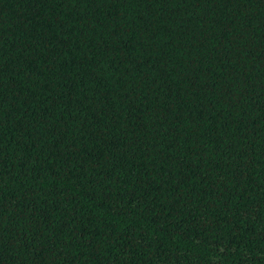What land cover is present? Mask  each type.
<instances>
[{
  "label": "trees",
  "instance_id": "obj_1",
  "mask_svg": "<svg viewBox=\"0 0 264 264\" xmlns=\"http://www.w3.org/2000/svg\"><path fill=\"white\" fill-rule=\"evenodd\" d=\"M0 264H264V0H0Z\"/></svg>",
  "mask_w": 264,
  "mask_h": 264
}]
</instances>
